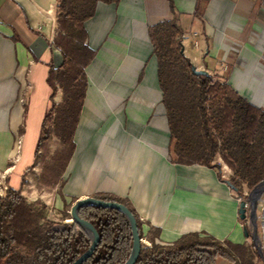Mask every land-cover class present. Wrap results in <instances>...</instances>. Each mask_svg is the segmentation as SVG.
Returning a JSON list of instances; mask_svg holds the SVG:
<instances>
[{
  "label": "crops",
  "instance_id": "obj_1",
  "mask_svg": "<svg viewBox=\"0 0 264 264\" xmlns=\"http://www.w3.org/2000/svg\"><path fill=\"white\" fill-rule=\"evenodd\" d=\"M174 14L191 64L226 79L264 111V0L99 3L84 24L95 56L86 68L88 88L62 195L108 193L129 200L142 223L143 246L206 234L243 247L249 260L244 264H264V194L256 220L260 255L254 226L248 217L240 219L242 199L229 179L216 169L170 161V130L148 27ZM56 27L55 0H0V172L7 183L21 156L22 93L30 76L46 68L43 61L50 56L57 66L61 60L52 45ZM234 253L237 263L216 264H243Z\"/></svg>",
  "mask_w": 264,
  "mask_h": 264
},
{
  "label": "trees",
  "instance_id": "obj_2",
  "mask_svg": "<svg viewBox=\"0 0 264 264\" xmlns=\"http://www.w3.org/2000/svg\"><path fill=\"white\" fill-rule=\"evenodd\" d=\"M119 2L55 0L57 27L52 45L60 52L61 60L47 72L51 106L44 118L36 155L44 142L55 137L61 145L56 154L61 174L76 148L74 135L88 88L86 68L95 56L87 44L84 24L94 16L99 3ZM196 13L201 14L199 3ZM182 36L175 14L171 20L148 27L170 130V161L216 169L221 178L220 159L231 171L230 186L242 197L244 189L250 192L264 181V111L240 95L226 79L194 74L183 52ZM58 91L61 100L56 102ZM92 197L127 207L142 240V223L129 200L108 193ZM45 209V205L28 203L20 189L7 187L0 197V264H73L89 249L90 237L81 226L51 221ZM78 214L99 236L96 248L83 264H125L133 245L126 216L115 209L95 206H84ZM235 250L240 255L246 253L243 247L191 233L169 245L141 244L135 264H216L217 259L237 263Z\"/></svg>",
  "mask_w": 264,
  "mask_h": 264
},
{
  "label": "rangeland",
  "instance_id": "obj_3",
  "mask_svg": "<svg viewBox=\"0 0 264 264\" xmlns=\"http://www.w3.org/2000/svg\"><path fill=\"white\" fill-rule=\"evenodd\" d=\"M43 62L46 68L41 67L39 72L30 76L28 83L30 86L22 93L24 116L21 130L23 134L20 145L21 156L8 175V183L5 173L0 172V193L3 196L7 187L15 190L20 189L28 203L46 206L47 219L58 223H72L71 207L79 197L62 195V191L65 193L63 186L67 182V175L66 170L61 174L57 167L56 154L61 151L60 142L55 137L49 138L42 144L39 155H36L39 140L43 136L44 118L51 106L49 99L51 90L46 82V77L49 68L54 65V60L49 56ZM225 73L223 72V74ZM60 100L61 93L58 91L55 101L59 102ZM36 162L35 167L31 168ZM30 168L31 170H28ZM220 173L224 179H229L231 176V173H228L223 167ZM231 189L235 192L234 188L231 187ZM249 195L250 192H247L240 197L241 202L247 203L248 206ZM262 196L259 202H261ZM81 197H88V195H81ZM247 212H249L248 208ZM259 248L261 249L260 245ZM236 254L243 264L249 261L246 258V253L245 255Z\"/></svg>",
  "mask_w": 264,
  "mask_h": 264
},
{
  "label": "water",
  "instance_id": "obj_4",
  "mask_svg": "<svg viewBox=\"0 0 264 264\" xmlns=\"http://www.w3.org/2000/svg\"><path fill=\"white\" fill-rule=\"evenodd\" d=\"M193 72L196 75H208L206 71L198 70L194 66H193ZM263 194H264V181L259 183L254 189L250 191V195L248 198V201H249L248 214L246 213L247 209L245 207V204H246L245 202L241 203L240 210H239L240 219L245 220L248 217L254 226V234H253L254 247L259 252L260 255L262 254L259 248L260 238L258 236L256 220H257L258 202L260 201L261 196ZM1 196L2 195L0 193V197ZM84 206L111 208V209H115V210L122 212L126 216V218L129 221L131 230H132L133 245H132L131 255L125 264H135L140 254L142 240L139 237L138 229H137V222L134 216L132 215L131 211L122 204L113 203V202H105V201H102V200H99L93 197L80 198L71 207V211H70L71 222H75L79 226H81L88 233L90 240H91V245L89 249L83 255H81L73 264H83L85 261H87V259L92 255L99 241V236L95 228L89 222L79 217L78 212Z\"/></svg>",
  "mask_w": 264,
  "mask_h": 264
},
{
  "label": "built area",
  "instance_id": "obj_5",
  "mask_svg": "<svg viewBox=\"0 0 264 264\" xmlns=\"http://www.w3.org/2000/svg\"><path fill=\"white\" fill-rule=\"evenodd\" d=\"M240 201H241V199H240ZM245 207H246V209L248 208V205H247V203L245 204ZM262 213H263V220H264V208H263V211H262ZM263 224H264V222H263Z\"/></svg>",
  "mask_w": 264,
  "mask_h": 264
}]
</instances>
